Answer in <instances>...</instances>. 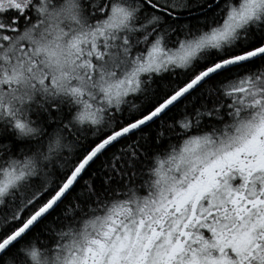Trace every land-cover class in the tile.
I'll list each match as a JSON object with an SVG mask.
<instances>
[{"label":"snow or ice","instance_id":"obj_1","mask_svg":"<svg viewBox=\"0 0 264 264\" xmlns=\"http://www.w3.org/2000/svg\"><path fill=\"white\" fill-rule=\"evenodd\" d=\"M0 264H264V0H0Z\"/></svg>","mask_w":264,"mask_h":264}]
</instances>
